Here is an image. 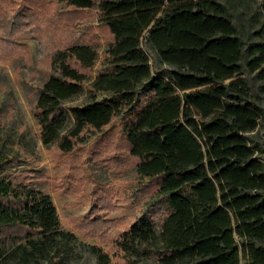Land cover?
<instances>
[{
  "label": "trees",
  "instance_id": "obj_1",
  "mask_svg": "<svg viewBox=\"0 0 264 264\" xmlns=\"http://www.w3.org/2000/svg\"><path fill=\"white\" fill-rule=\"evenodd\" d=\"M58 1L78 12L97 9L112 41L95 79L87 73L99 59L94 47L73 44L53 55L54 72L33 104L43 146L72 154L130 113L116 150L130 153L140 179L155 182L152 201L165 213L157 227L123 232L117 258L264 264V163L245 137L264 123V25L246 42L233 22L235 3L247 0ZM20 30L0 15L5 59L22 48L10 40ZM143 40L173 68L168 78L153 74ZM6 78L0 68V85ZM86 85L90 102L68 114L64 104ZM16 159L0 151V264H71L75 236L63 229L50 196L22 172L4 174ZM90 251L97 264H112L103 249Z\"/></svg>",
  "mask_w": 264,
  "mask_h": 264
},
{
  "label": "rangeland",
  "instance_id": "obj_2",
  "mask_svg": "<svg viewBox=\"0 0 264 264\" xmlns=\"http://www.w3.org/2000/svg\"><path fill=\"white\" fill-rule=\"evenodd\" d=\"M236 6L233 22L248 42L264 25V0H247L244 5L237 1ZM0 15L19 23L21 30L10 40L22 46L8 59L0 53V68L7 72L4 84L0 85V151L17 157L4 174L22 172L21 177L50 196L63 229L75 236L71 264H97L91 246L106 251L112 264H123L117 258L119 236L134 224L157 227L165 216L152 201L155 182L140 179L130 153L116 150L123 126L133 115L126 113L86 145L65 155L55 147L45 149L33 114L34 99L54 72L51 59L58 50L73 44L94 47L99 59L87 73L95 79L105 71L104 52L112 38L99 24L97 9L78 12L58 0H0ZM0 37L6 36L0 33ZM141 47L153 74L168 78L173 68L160 62L146 40ZM245 78L253 93H257L253 76L246 73ZM92 95L86 85L81 96L64 104V109L72 114L74 109L86 106ZM98 98L114 96L99 94ZM245 137L254 157L264 163V123L259 121L257 128Z\"/></svg>",
  "mask_w": 264,
  "mask_h": 264
}]
</instances>
